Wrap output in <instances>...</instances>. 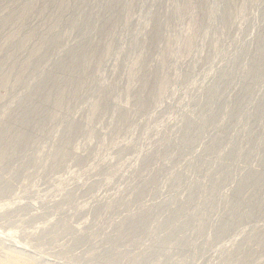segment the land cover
Segmentation results:
<instances>
[{
  "label": "rangeland",
  "instance_id": "1",
  "mask_svg": "<svg viewBox=\"0 0 264 264\" xmlns=\"http://www.w3.org/2000/svg\"><path fill=\"white\" fill-rule=\"evenodd\" d=\"M55 1L0 0V261L264 264V0Z\"/></svg>",
  "mask_w": 264,
  "mask_h": 264
},
{
  "label": "bare ground",
  "instance_id": "2",
  "mask_svg": "<svg viewBox=\"0 0 264 264\" xmlns=\"http://www.w3.org/2000/svg\"><path fill=\"white\" fill-rule=\"evenodd\" d=\"M56 1H58V7H59V10L60 11H62L63 9H64V7H65V5H67L66 4V1L67 0H56ZM55 1V2H56ZM234 1V0H233ZM57 4V3H56ZM55 4V5H56ZM233 4V3H232ZM54 6V5H53ZM31 7V6H30ZM231 7V6H230ZM27 9V8H26ZM55 10V9H54ZM56 10H58V9H56ZM64 10H67V8L66 9H64ZM25 11V10H24ZM89 11V10H88ZM63 12V11H62ZM23 13V12H22ZM27 13V12H26ZM30 13V12H29ZM58 13V12H57ZM90 13V12H89ZM25 14V13H24ZM23 14V15H24ZM63 14V13H62ZM28 15V14H27ZM58 15V14H57ZM91 15V14H90ZM19 17H20V15H19ZM23 17H26V16H23ZM22 17V18H23ZM59 17V16H58ZM16 18H18V16H16ZM22 18H20L21 20H22ZM83 19V18H82ZM24 20V19H23ZM22 20V21H23ZM62 20V19H61ZM16 21H18L17 23H19L20 21L19 20H16ZM15 22V21H14ZM16 23V22H15ZM20 24V23H19ZM22 24V23H21ZM73 25V24H72ZM17 26V25H16ZM21 26V25H20ZM18 27V26H17ZM83 27V26H82ZM80 29V28H79ZM47 36V35H46ZM44 37H45V35H44ZM40 38V37H39ZM30 39V36H28V41H30L29 40ZM41 39V38H40ZM44 39V38H43ZM45 40V39H44ZM58 40V39H57ZM25 41H26V39H25ZM39 42V41H38ZM41 42V41H40ZM42 42H43V40H42ZM52 42V41H51ZM56 42V41H55ZM23 43V42H22ZM44 43H47V42H44ZM44 43H41V44H44ZM54 43V42H53ZM24 44V43H23ZM41 44H39V45H41ZM57 44V43H56ZM167 44V43H166ZM22 45V44H21ZM44 45H46V44H44ZM53 45V44H52ZM60 45V44H59ZM38 47V46H37ZM44 46L42 45V46H40V47H38L37 49H35V51L33 52V54L31 55V57H30V60H28L29 61V63H27L26 62V64L25 65H23L24 63H22V65H21V68L20 69H17V70H20L21 71V73L20 72H18V76H19V74H20V78H19V80L20 79H22V77L24 76L23 74H26L24 71H26L25 69L26 68H28L29 66H30V64H33V63H35L41 56H42V54H44L45 53V51H44V53H43V50H44V48H43ZM47 46H45V48H46ZM35 48V47H34ZM43 48V49H42ZM49 48H50V46H49ZM56 48V47H55ZM58 48V47H57ZM63 48V47H62ZM61 48V49H62ZM165 48V47H164ZM108 49V48H107ZM49 50V49H48ZM33 51V50H32ZM52 51V50H51ZM56 51V50H55ZM63 51V50H62ZM109 51V50H108ZM168 51V50H167ZM77 53V52H76ZM165 53V52H164ZM74 54V53H73ZM44 56V55H43ZM49 56V55H48ZM80 56V55H79ZM164 56V55H163ZM167 56V55H166ZM168 57V56H167ZM163 58V57H162ZM77 59V58H76ZM48 60V59H47ZM46 60V61H47ZM79 60V59H78ZM166 60V59H165ZM42 61H44V60H42ZM164 61V60H163ZM161 62V61H160ZM50 63V62H49ZM49 63H48V65H49ZM58 63V62H57ZM163 63H165V62H163ZM72 66V65H71ZM79 66H80V64H79ZM20 67V66H19ZM46 67V66H45ZM62 67H64V66H62ZM77 67V66H76ZM13 68V67H12ZM12 68H11V70H12ZM60 68V67H59ZM80 68V67H79ZM43 69V68H42ZM57 69V68H56ZM73 69V68H72ZM74 69H76V68H74ZM11 70H10V72H11ZM13 70H14V68H13ZM28 70H29V68H28ZM31 70V69H30ZM33 70V69H32ZM37 70V69H36ZM62 70V69H61ZM30 72V71H29ZM55 72V71H54ZM132 71H130V73H131ZM12 73V72H11ZM16 73V72H15ZM35 73V72H34ZM63 73V72H62ZM72 73V72H71ZM150 73H152V72H150ZM17 74V73H16ZM29 75V74H28ZM58 75V74H57ZM65 75V74H64ZM69 75V74H68ZM131 75V74H130ZM129 75V76H130ZM26 76V75H25ZM66 76V75H65ZM81 76V75H80ZM132 76V75H131ZM8 77V76H7ZM36 77V76H35ZM60 78V77H59ZM69 78V77H68ZM83 78V77H82ZM129 78H133V77H129ZM6 79V78H5ZM5 79H3V80H5ZM17 79H18V77H17ZM16 79V80H17ZM33 79V78H32ZM58 79V78H57ZM65 79H67V78H65ZM77 79V78H76ZM69 80V79H68ZM67 80V82L65 81V82H61L57 87L58 88H56L57 90V95H55V98H54V100L55 101H52L53 103L55 102V105L57 106V108H58V106H60V105H62L63 104V102H64V99L67 97V95H69V92H71V88H73V86L74 85H72L71 84V82H73V80L70 82V81H68ZM145 80V79H144ZM14 81V80H13ZM26 81V80H25ZM57 81H59V80H57ZM61 81H63V79H61ZM160 81V80H159ZM5 82V81H4ZM8 82V81H7ZM6 82V83H7ZM17 83L19 82V81H16ZM20 82H22L21 80H20ZM24 82V81H23ZM40 82V81H39ZM145 82V81H144ZM147 82V81H146ZM15 83V82H14ZM17 83H15V84H17ZM25 83V82H24ZM41 83V82H40ZM43 83V82H42ZM151 83V82H150ZM4 84V83H3ZM14 84V85H15ZM75 84H77V83H75ZM81 84V83H80ZM152 84V83H151ZM8 85V84H7ZM12 85V84H11ZM56 85V84H55ZM0 86H1V84H0ZM41 86V85H40ZM1 87H3V86H1ZM54 87V86H53ZM56 87V86H55ZM75 87H77V86H75ZM74 87V88H75ZM160 88H162L161 86H160ZM14 89V88H13ZM77 89H78V87H77ZM165 89V88H164ZM53 90V89H52ZM161 90V89H160ZM37 91V90H36ZM55 92V91H54ZM53 92V93H54ZM72 92H74L73 90H72ZM143 92V91H142ZM160 92V91H159ZM163 92V91H162ZM161 92V93H162ZM32 94V93H31ZM55 94V93H54ZM48 95H50V94H48ZM145 95V94H144ZM162 95V94H161ZM43 96V95H42ZM41 96V97H42ZM54 96V95H53ZM37 97V96H36ZM139 97V96H138ZM149 97H151V95L149 96ZM0 98H1V96H0ZM43 98V97H42ZM49 98V97H48ZM52 98V97H51ZM158 98V97H157ZM34 99H35V97H34ZM47 99V98H46ZM149 99V98H148ZM29 100V99H28ZM44 100V99H43ZM2 101V100H1ZM30 101V100H29ZM46 103H47V101L46 100H44ZM50 101V100H49ZM65 101H67V98H66V100ZM150 101H151V98H150ZM135 102H137L136 100H135ZM154 102V101H153ZM1 103V102H0ZM31 103V102H30ZM43 103V102H42ZM67 103V102H66ZM145 103V102H144ZM31 104H33V103H31ZM45 104V103H44ZM64 104H65V102H64ZM63 104V105H64ZM35 105V104H34ZM38 105V104H37ZM46 105V104H45ZM54 105V104H53ZM62 105V106H63ZM147 105H148V103H147ZM21 106V105H20ZM26 106V105H25ZM28 106V105H27ZM51 106V105H50ZM146 106V105H145ZM35 107H36V105H35ZM43 107V106H42ZM41 107V108H42ZM142 107H144V106H142ZM24 108V107H23ZM19 109V108H18ZM21 109V108H20ZM29 109H31V111H32V113H33V110H34V108H29ZM36 109V108H35ZM47 110V109H46ZM56 110V109H55ZM59 110V109H58ZM137 110H138V108H137ZM20 111H22V110H20ZM30 111V112H31ZM39 112H42V111H39ZM58 113V112H57ZM6 114V113H5ZM40 114V113H39ZM17 115V114H16ZM28 115H30V113H29V110L26 108H24V111H22V112H20V114H18V116H16L15 118H13L12 120H10V123H12L13 122V126H17L18 128H17V130L15 129V130H10V129H8V128H5V130H4V134H3V136L1 137V139H0V141L1 140H3V138H4V140H6L5 139V137H6V134L7 133H9L10 131L13 133V141H11L12 142V144H11V146L14 144V149H13V146H12V148L11 149H13V150H15V146L17 145V144H20L22 141H23V139H24V132L27 130H24L25 128H27V121H26V119H27V117H28ZM33 115V114H32ZM52 115H55V113L54 114H52ZM45 116V115H44ZM46 116H48V115H46ZM119 116V115H118ZM9 117V116H8ZM13 117V116H12ZM29 117H31V116H29ZM53 117V116H52ZM122 117V116H121ZM3 118H5V117H3ZM36 118V117H35ZM124 118V117H123ZM1 119V118H0ZM29 119V118H28ZM42 119V118H41ZM47 119V118H46ZM127 119V118H126ZM6 120V119H5ZM8 120V119H7ZM6 120V121H7ZM30 120V119H29ZM39 120V119H38ZM51 120H53V118H51ZM43 121H45V119L43 120ZM127 121V120H126ZM9 122V121H8ZM4 123V122H3ZM5 123H7V122H5ZM9 123V124H10ZM34 123V122H33ZM36 124V123H35ZM38 124H40V123H38ZM12 125V124H11ZM31 125V124H30ZM10 125H8V127H9ZM3 127H4V125H3ZM12 127V126H11ZM10 127V128H11ZM30 127V126H29ZM14 129V128H13ZM33 130H34V126H33ZM1 131H3V130H1ZM0 131V132H1ZM2 133V132H1ZM11 133V134H12ZM30 134H32V133H30ZM9 136H12V135H10V133H9V135L7 136L8 138H9ZM37 136V135H36ZM6 137V138H7ZM11 139V138H10ZM9 140V139H8ZM7 141V140H6ZM5 142V141H4ZM9 142V141H8ZM11 142H9V143H11ZM14 142V143H13ZM3 144V143H2ZM31 144V143H30ZM4 145V144H3ZM7 146V145H6ZM10 147V145L8 146V147H6V149L7 148H9ZM16 147H19L18 145L16 146ZM0 149H1V147H0ZM5 149V148H4ZM28 149H29V147H28ZM31 149V148H30ZM10 150V149H9ZM19 150V149H18ZM22 150V149H21ZM4 151V150H3ZM12 151V150H11ZM10 151V152H11ZM24 151V150H23ZM5 152H6V150H5ZM26 152V151H25ZM29 152V151H28ZM3 153V152H2ZM2 153L0 154V155H2ZM15 153V152H14ZM23 153V152H22ZM4 154V153H3ZM6 154V153H5ZM11 154H13V153H11ZM7 155V154H6ZM24 155V154H23ZM5 156V155H4ZM20 156V155H19ZM2 157H3V155H2ZM1 157V158H2ZM23 157V156H22ZM30 157V156H29ZM32 157V156H31ZM34 157V156H33ZM39 157V156H38ZM37 157V158H38ZM27 160H28V158H26ZM30 159V158H29ZM6 160H8L7 158H6ZM10 160V159H9ZM33 161V160H32ZM43 161V160H42ZM2 162H4V161H2ZM6 162V161H5ZM8 162V161H7ZM9 163V162H8ZM27 164V163H26ZM254 178H252V177H250L249 179H248V181H247V183H249V182H251L252 180H253ZM235 198V197H234ZM136 226V225H135ZM135 226H134V228H135ZM139 226V225H138ZM131 228V227H130ZM3 237V236H2ZM10 240V239H9ZM13 241V240H12ZM15 242V241H14ZM13 242V243H14ZM16 250V249H15ZM20 252V251H19ZM20 253H22V254H20ZM20 253H18V252H15V251H12V252H10V255H8V256H6V259H5V261H0V264H11V263H13V264H30L29 263V260L28 259H26L25 257H24V254H23V252H20ZM7 254H9V253H7Z\"/></svg>",
  "mask_w": 264,
  "mask_h": 264
}]
</instances>
